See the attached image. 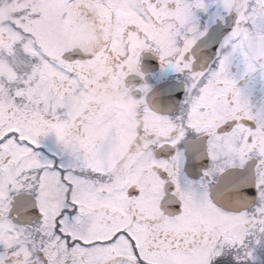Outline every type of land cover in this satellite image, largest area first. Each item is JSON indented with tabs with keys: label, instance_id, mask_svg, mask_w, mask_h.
Segmentation results:
<instances>
[{
	"label": "snow or ice",
	"instance_id": "obj_1",
	"mask_svg": "<svg viewBox=\"0 0 264 264\" xmlns=\"http://www.w3.org/2000/svg\"><path fill=\"white\" fill-rule=\"evenodd\" d=\"M0 264H264V0H0Z\"/></svg>",
	"mask_w": 264,
	"mask_h": 264
},
{
	"label": "flooded vegetation",
	"instance_id": "obj_2",
	"mask_svg": "<svg viewBox=\"0 0 264 264\" xmlns=\"http://www.w3.org/2000/svg\"><path fill=\"white\" fill-rule=\"evenodd\" d=\"M131 99L117 93L115 90H111V88L102 87L100 95L93 98V103L100 111L109 115L114 122L127 127L139 123L137 119L138 113L134 105L121 113V105Z\"/></svg>",
	"mask_w": 264,
	"mask_h": 264
},
{
	"label": "clouds",
	"instance_id": "obj_3",
	"mask_svg": "<svg viewBox=\"0 0 264 264\" xmlns=\"http://www.w3.org/2000/svg\"><path fill=\"white\" fill-rule=\"evenodd\" d=\"M227 2L229 3L230 6H233V7L238 5V0H227ZM111 90L114 91V89H111ZM133 105L135 106V110L137 111L138 103L137 101H135V99L132 98L130 101H126L123 105H121V113L127 111Z\"/></svg>",
	"mask_w": 264,
	"mask_h": 264
}]
</instances>
